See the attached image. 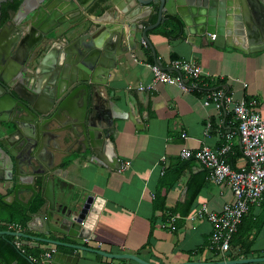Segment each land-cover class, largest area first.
Listing matches in <instances>:
<instances>
[{"label": "water", "instance_id": "obj_1", "mask_svg": "<svg viewBox=\"0 0 264 264\" xmlns=\"http://www.w3.org/2000/svg\"><path fill=\"white\" fill-rule=\"evenodd\" d=\"M5 1L0 0V15ZM97 12L101 14L95 16ZM263 17L264 0H22L5 23L9 24L7 30L0 31V57L10 55L15 62L9 72L0 73V187L12 190L3 197L7 203L15 200L29 207L40 196L41 204L28 212L27 221L29 230L39 236L14 230H0V234L21 237L24 245L32 240L37 246L39 242L55 246L43 264H76L82 251L153 264L133 253H110L74 242L89 235L100 207L98 199L82 189L66 190L64 173L58 164L43 161L41 150L55 151L64 145L69 153L78 154L73 163L84 158L89 164L109 152L110 136L117 128L114 119H133L104 94L121 96L115 72L128 62L139 41L154 55L149 33L163 35L159 28L164 26L176 29L177 37L185 33L200 37L202 44L214 34V39L209 36L213 46L256 52L264 49ZM25 34L30 38L24 39ZM245 41L246 47L242 46ZM55 44L56 62L42 67ZM156 61L160 68L170 70ZM17 73L23 81L12 78ZM65 83L62 95L60 88ZM44 84L46 93L40 89ZM124 101L129 106L126 94ZM58 112L66 113V128L57 127L55 144L45 132L52 128ZM110 157L114 158L111 153ZM112 161L105 160V164L113 168ZM90 171L96 174V170ZM24 192H30L26 201L20 198ZM256 261H264V257L206 264Z\"/></svg>", "mask_w": 264, "mask_h": 264}, {"label": "crops", "instance_id": "obj_2", "mask_svg": "<svg viewBox=\"0 0 264 264\" xmlns=\"http://www.w3.org/2000/svg\"><path fill=\"white\" fill-rule=\"evenodd\" d=\"M100 14L97 12L95 16ZM260 24L264 30V19ZM159 29L166 33L160 36L149 33L154 55L148 45L139 41L136 49L129 53L128 62L115 72L121 96L115 98V93L108 91L104 94L118 104L123 115L130 113L134 121L114 119L117 128L110 136L109 152L102 153L99 162L89 164L84 158L73 163L72 159L78 154L67 150L66 155L59 150L42 151V160L50 165L58 164L64 173L66 190L82 189L98 199L100 207L86 236L89 240L84 237L74 242L110 253H133L153 264H206L225 259L264 257V194L259 203L249 206L245 214L247 219L241 224L245 238L252 240L246 256H235L238 248L220 253L210 242L212 224L200 217L186 218L202 203L219 213L223 204L232 200L226 181L214 183L208 178L207 168L193 158L179 156L182 149L197 151L204 144L219 149L227 142L226 135L231 134L232 148L224 158L234 168L245 167L247 161L232 113L219 114L212 102L205 103L203 92H185L175 84L157 82L152 91L137 89L139 84L152 80L148 64L157 63L158 59L162 67L179 75L172 69L171 61L192 58L213 79L211 88H222L235 100L247 99L251 108L264 118V49L244 52L227 45L219 48L213 46L209 36L208 43L202 44L200 37L186 33L177 37L176 29L166 30L164 26ZM242 46L246 47V41ZM125 94L130 107L124 101ZM105 160H113V168L105 164ZM126 161L129 165L122 170ZM90 170H96V174H91ZM202 182L192 197L194 186ZM0 190L4 191L1 187ZM25 197L27 194L23 193L22 198ZM57 197L63 199L59 190ZM172 215H178V218L171 221ZM258 217H262L259 226L249 230ZM250 218L252 221H247ZM21 231L39 236L28 227ZM29 244L27 246L34 252L39 250L33 260L41 264L45 260L40 261L39 256L55 250V246L44 242L37 246L36 241L29 240ZM231 255L233 257H229ZM76 264L139 263L82 251ZM241 264H264V261Z\"/></svg>", "mask_w": 264, "mask_h": 264}, {"label": "built area", "instance_id": "obj_3", "mask_svg": "<svg viewBox=\"0 0 264 264\" xmlns=\"http://www.w3.org/2000/svg\"><path fill=\"white\" fill-rule=\"evenodd\" d=\"M209 36L214 39V34ZM148 66L153 74L152 80L147 84H139L138 90L152 91L157 82L175 84L185 92L199 90L204 94L205 103L212 102L221 115L231 112L237 122L236 132L239 144L247 161L245 167L234 168L224 158V155L232 148L231 134L226 135L227 142L219 149H212L204 144L197 151L182 149L179 153L180 158H193L207 168L208 178L214 183L220 184L226 181L229 184L232 200L223 204L221 212L211 211L205 203H202L194 213L186 217H200L209 221L212 224L211 245L223 254L228 250L233 234L249 206L259 203L264 194V118L251 108V102L247 99L235 100L224 89L211 88L210 81L213 79L206 75L198 62L192 58H177L171 61L172 69L178 70L179 75H174L155 63H150ZM184 79L188 81L185 82ZM181 136L184 137L185 134L182 133ZM128 165L129 161H126L121 169L127 168ZM177 218L178 215L170 217L171 221ZM13 229L21 231L18 224L13 225ZM85 240L88 241L89 237ZM16 243L20 244L19 241ZM53 251L54 249L44 252L39 256V260H46Z\"/></svg>", "mask_w": 264, "mask_h": 264}, {"label": "trees", "instance_id": "obj_4", "mask_svg": "<svg viewBox=\"0 0 264 264\" xmlns=\"http://www.w3.org/2000/svg\"><path fill=\"white\" fill-rule=\"evenodd\" d=\"M21 0H15L13 4L9 5V1H5L1 4V16L2 21H5L8 17V8L16 9L20 4ZM163 33H166L163 31ZM149 60L152 62V59L149 57ZM200 92L199 90H195ZM202 183L196 184L194 186V191L191 194L193 197L194 194L201 188ZM6 195L5 191L0 190V230H14L13 225H20L21 229H26L27 221L30 219L28 212H34L42 200L38 195L37 198L29 205V207L23 206L19 202L7 203L3 200V197ZM264 215V214H263ZM262 215V217H263ZM261 217V218H262ZM258 217L255 219V224L249 229H256L259 226ZM247 216L244 215L242 221H246ZM247 221H252L251 218ZM256 221H258L256 223ZM241 224L238 225L236 232L233 234L232 240L230 241V245L227 251L231 249L238 248V252L235 256H246L248 254L249 247L251 245V241L249 238H245L243 235V231L241 232ZM17 241L21 242V237H15L11 234H0V264H41L37 262V260H33V256L38 254L39 250H33L32 247L27 245L19 244L17 245ZM37 251V252H36ZM226 251V252H227ZM37 253V254H36ZM230 255V254H229ZM234 256V257H235ZM229 257H233L232 255Z\"/></svg>", "mask_w": 264, "mask_h": 264}, {"label": "flooded vegetation", "instance_id": "obj_5", "mask_svg": "<svg viewBox=\"0 0 264 264\" xmlns=\"http://www.w3.org/2000/svg\"><path fill=\"white\" fill-rule=\"evenodd\" d=\"M7 1H9L10 3H8L9 5H11V4H13V2L15 1V0H7ZM21 2H22V0H21ZM21 2H20V4H21ZM19 4V5H20ZM19 5H18V7L14 10V9H12V8H8L7 9V11H8V17H7V19L5 20V21H2V19L0 18V31L1 32H3L5 29L7 30V27H9V24H6L5 25V23L7 22V21H9V17H10V13L12 12V11H17L18 10V8H19ZM1 16V15H0ZM65 26H66V24H65ZM9 29V28H8ZM33 37H35L34 35L33 36H31V38H33ZM30 38V36L28 37V35L27 34H25V36H24V39H29ZM1 53V52H0ZM57 57H58V54H57V46H56V44H55V46H54V48H53V50L51 51V52H49V56H48V58H46L45 60H44V62H43V64H42V67H50V66H52L55 62H56V60H57ZM13 64H15V62H14V59H12L11 58V56L10 55H8L7 57H5V59H2V57H0V73H3V74H6L7 72H9V68H12V65ZM20 69V68H19ZM19 72V71H18ZM17 77V79L20 81V80H22L23 81V79H21V77L22 76H20L18 73L17 74H14L13 76H12V78H16ZM45 84L43 85V86H40V89H42L45 93L46 92H48L46 89H45ZM51 89V91H53L54 90V88H50ZM60 91H61V93H62V95L63 94H65L66 93V83L60 88ZM54 121H52V124H50V127H52L48 132L46 131L45 132V134L47 135V137L48 138H52V140L54 141V143L55 144H57V142H58V140H56V137H57V127H60V128H66V113H64V112H58V113H55L54 114ZM54 128V129H53ZM62 145V144H61ZM44 149H50L51 151H54L53 149H51V148H44ZM42 151L43 150H41V153H42ZM59 151L60 152H63L64 151V155H66V147L63 145L62 146V148H60L59 149ZM43 154V153H42ZM44 155V154H43ZM41 157H42V155H41ZM3 189V188H2ZM5 192H6V195L5 196H7L12 190L11 189H3ZM25 193V192H24ZM25 194H27V197H25V198H22V195H20V198L22 199V200H24V201H26L27 199H28V197H29V195H30V192H27V193H25ZM4 196V197H5ZM37 196L38 195H36L33 199H32V201H31V203L37 198ZM13 202H17V201H15V200H13L11 203H13ZM30 203V204H31Z\"/></svg>", "mask_w": 264, "mask_h": 264}]
</instances>
